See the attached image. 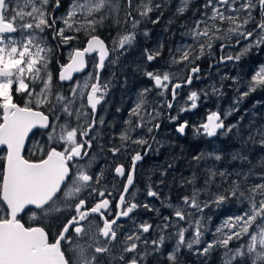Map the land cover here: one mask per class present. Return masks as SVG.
Listing matches in <instances>:
<instances>
[{
    "label": "snow or ice",
    "instance_id": "snow-or-ice-1",
    "mask_svg": "<svg viewBox=\"0 0 264 264\" xmlns=\"http://www.w3.org/2000/svg\"><path fill=\"white\" fill-rule=\"evenodd\" d=\"M191 4L192 0H180L177 14L188 11ZM64 7L63 0H0V146L6 148L0 183V264H142L149 251L160 252L169 238L159 235L150 242L153 247L141 255L139 233H149L154 226L145 222L139 225L136 234L123 231L121 219H132L131 214L141 206L129 189L134 184L136 162L143 156L134 150L132 167L127 174L123 165L115 167V174L126 176V183L118 197H114L101 183L103 172L91 171L94 157L89 153L95 139L91 135L97 125L95 114L109 88V82L102 79L106 61L115 63L108 60L110 52L126 50V45H131L136 37L134 31L118 33L108 46L96 33L106 21L119 25L121 11L123 23L130 22L132 29H136L142 19H151L150 14L161 5L157 0H70L64 15L58 17V10ZM201 9L200 18L193 21L186 33L192 43L175 50L181 53L178 59L170 50V63L188 62L189 74L184 78V84L188 85L200 71L199 66L192 65L216 42H221V52L241 45V41L247 42L235 55L222 56L221 62L225 59L239 61L254 47L264 46V0H203L196 11ZM151 22L157 23L158 18ZM250 24L254 26L248 27ZM80 34L84 36L83 45L70 47L68 62L60 64L54 76L50 64L56 49L79 42ZM52 40L57 41L55 47L50 46ZM145 52L148 62L161 56L159 49ZM93 54H98V59ZM89 68L90 71H85ZM74 73H83V80H74ZM144 75L159 90L157 96L170 93L171 100L166 107L172 109L179 95L177 90L183 87L182 83L174 82L178 79L177 72L145 70ZM66 81L72 82L67 86L70 95L60 90ZM258 88L264 89V65L254 71L242 96ZM152 90L145 88L137 97L126 121L129 127L120 135L121 146L109 148L113 156L129 143L140 145L144 154L151 150L143 133L135 137L132 133L145 129L151 134L160 127L154 122L159 115L157 109L147 110L148 94ZM15 95H20L22 102H17ZM188 99L190 107L197 108L199 96L195 91ZM77 101H86V104L82 102L77 106ZM85 107L90 112H85ZM98 122L104 123L102 118ZM186 127L187 122L181 123L176 131L184 134ZM34 129H42L39 134L46 137L36 145L39 154L36 161L23 155L29 134H37ZM221 129L224 132L220 134L232 131L225 128L219 114L212 113L196 132L216 137ZM259 136L260 146L264 148V129ZM249 140L256 142L252 136ZM243 158L246 157L238 153L233 156V159ZM215 159L219 161L222 157L216 154ZM217 174L225 176L223 172H213L212 176ZM251 174L250 169L248 175ZM261 180L264 181V176ZM209 182L206 180L205 184ZM200 191L202 189L194 188L191 196H183L182 205L169 204L175 219L162 216V222L155 225L161 231L176 229L170 234L175 237V247L167 255L170 264H178L182 248L193 250L194 245L202 243L205 246L198 250L200 254H207L216 246L223 247V264H264V182L249 185L232 181L223 192L213 193L212 204L216 206L233 198L246 204L241 214L216 229L214 242L202 241L203 225L188 211L195 209L202 213L210 207L207 200L199 199ZM147 196L159 198V193L149 187ZM109 197L116 200L115 207L120 211L113 209ZM143 207L152 210L148 204ZM21 213L40 223L25 226L18 218ZM181 221H186L187 226L181 225ZM190 230L192 238L186 239ZM233 241H236L235 246H230ZM143 243L148 245L149 241L144 239Z\"/></svg>",
    "mask_w": 264,
    "mask_h": 264
},
{
    "label": "rangeland",
    "instance_id": "rangeland-1",
    "mask_svg": "<svg viewBox=\"0 0 264 264\" xmlns=\"http://www.w3.org/2000/svg\"><path fill=\"white\" fill-rule=\"evenodd\" d=\"M160 3V9L153 11L151 15V19H142L139 16H136L137 19H142V22L136 27V29H132L131 23H123L124 13L121 11L120 20L121 23L119 25L112 23L111 21H106L105 25L108 27L107 30H103L104 26H100L98 30L105 32V36L107 37V45L111 46L113 38L117 37L118 33L128 34L132 31L135 32V40L131 45H126V50H120L118 52H110L109 60H114L115 63H108V73L105 74L103 79L109 82V95L106 96V100H109V105L106 104V109L109 113V118L114 120V123L117 124L120 129L113 132L114 141L120 140V135L129 127L126 121L129 120L130 110L135 107L137 102V97L140 95L141 91L145 88H152V92L148 94L149 104L147 105V110L151 111L152 107H155L159 112V115L156 117V120L160 116V108L162 110L166 108V102L170 100V95L165 93L164 96H157L156 92L159 91L154 88L153 82L150 81L145 75V70L147 71H171L177 72L178 79L184 83V78L189 74L186 69V65L188 62H183L179 64L170 63L171 55L176 56L178 59L181 55L180 52H176L175 50L179 48H183L184 45L191 44V38L186 35L188 29L193 26V21L200 18L201 11H196L197 8L203 3V0H192V4L189 6L188 11L183 14L188 15L187 21H182L180 16L181 14H177V7L180 4V0H157ZM64 9L58 10V17H62L64 15L65 9L67 8L70 0H63ZM171 7V11L168 9ZM135 14V13H134ZM179 16V17H177ZM157 23H152V19H157ZM111 25L110 27L108 25ZM62 26V25H61ZM251 24L248 26L250 27ZM112 27L113 34L110 35L109 29ZM147 33V35H145ZM49 39H51L49 37ZM84 36L80 34V41L71 42L70 46L61 45L56 49L55 56L53 57V62L50 64L58 65L57 61H59L61 48L64 49V54L69 56V50L71 46H78V44L83 43ZM221 42H216L213 45L211 50H206L204 56H202L199 60L195 61V65L199 66L202 70L200 75H195L193 78V83L190 87H184L185 91L182 89L178 90L179 98L176 100L175 104V113L174 116L177 117L176 120L177 126L181 123L187 122L188 128L185 130L184 137H180L178 133H175V141L176 145L182 144L185 140L187 142L189 139L192 141H200L203 142L204 139L201 137V134L196 132V129L205 122V117L212 113H218L221 115L225 128H231L232 131L239 133L240 131V123L243 119L244 114L248 112V110L242 109V93L247 90V83L251 80V76L254 71L261 65H264V46L254 47L251 51L247 53V55L243 56L239 61L233 60L231 63H228L224 66L219 67H210L213 63H218L219 56V44ZM247 43L246 41H241V45H236L233 47L226 48L223 53L225 56L227 55H235L243 44ZM57 41L52 40L51 45L55 47ZM159 49L161 51V56L157 57L156 60L152 62H148L146 60L147 53L145 50L149 52ZM263 50L262 52L260 50ZM171 50V55H170ZM211 52L209 55L208 52ZM261 52V53H260ZM262 56V57H261ZM260 59L255 60L254 59ZM179 70V71H178ZM171 87V85H169ZM259 88L256 90L258 91ZM264 90V89H263ZM195 91L199 100L197 101V108L192 109L190 107L191 101L188 99L191 92ZM255 91V92H256ZM255 92H250L253 94ZM249 94V95H250ZM206 96V97H205ZM161 99V100H160ZM160 101V103H159ZM207 105V110H204V105ZM253 105L257 106L264 105L263 101L257 99L253 101ZM129 106L127 109L126 107ZM187 108V111L182 109ZM188 115L191 116L188 119ZM162 116V112H161ZM261 120L264 119V114H262ZM135 120V117H132ZM155 120V121H156ZM175 120V121H176ZM104 121V120H103ZM191 121V123H190ZM100 130L104 126L100 124ZM264 127L261 122L256 121L253 124V135L260 132V130ZM247 130V129H246ZM189 131H191L189 133ZM231 131V132H232ZM147 131L144 129L140 131L139 129L136 132H133V135L138 136L141 133H146ZM155 131H153L154 133ZM188 132V133H187ZM224 132L222 130L220 133ZM227 134H218L216 138L211 140L210 144L214 147L213 151L209 153L215 160V155L218 151V139L225 138ZM101 135L104 136L105 132L102 130ZM111 135V133H110ZM144 135V134H143ZM134 136V137H135ZM180 138V139H179ZM46 139V138H45ZM42 142L44 140L40 139ZM122 142H120L119 146H121ZM207 144V142H205ZM260 144V143H259ZM138 146V144H136ZM181 154V151L179 152ZM178 153L172 156L171 161L178 160ZM174 165V176L172 178V186L167 190L166 187L160 189L162 194L158 202H149L143 199V203H139L141 206L138 207L134 212L132 219H128L126 223H124V232H131L136 234L139 231V225L141 223H149L154 227L150 229L149 233H139L142 237L139 242V249L141 250V255H143L144 250L151 249L153 246L151 245V241L158 238L159 235H164L169 237L165 240L163 247L160 252H152L149 251V254L144 258L142 264H170L167 259V255L173 251L175 247V237L170 236V234L176 231L175 228H169L164 231L155 227V225L160 224L162 216H169L171 219H175L173 211L169 204H177L180 203L182 205V197L185 195L191 196L193 192V188L182 192L183 184L189 180V176H184V174H180L176 170V165ZM207 171L209 173H225L224 177H221L219 174L213 176L211 178L212 183H214L213 187L207 185L205 188L206 192L199 193V199L201 201L207 200L210 204V207L205 208L202 213L197 212L195 209H188L189 212L193 213L194 220H200L203 225V242H214L216 239V229L221 228L225 222L231 218L236 216L237 214H241L242 210L246 207V204H243L237 201L235 198L229 199L226 202L222 203L219 206L212 204L213 193L223 192L226 188H228L230 182L238 181L247 183L249 185L253 183L264 182L261 180V177L264 176V167L262 172L257 175H248V172L242 174L240 172V178H230L229 174L223 168H216V166H208ZM236 174L237 173L236 171ZM247 175V180H244V177ZM184 180H186L184 182ZM170 182V179L169 181ZM181 182H184L181 184ZM221 183V184H219ZM170 185V183H169ZM144 204L150 205L152 210L146 209L143 207ZM187 220V217H186ZM181 225L187 226L186 221H181ZM226 232L227 229L225 228ZM193 232L190 230L189 233H186V239H191ZM147 239L149 241L148 245L143 243V240ZM236 241L230 242V246H235ZM205 246V243L201 245H194L193 250H189L186 247L182 248L185 252V256H193L196 258V264H203V262H208L215 260L217 256L220 259L221 264H223V257L225 249L220 246L214 247L207 254H200L198 251ZM201 259V260H200ZM185 262V260H182ZM178 264H191V263H178Z\"/></svg>",
    "mask_w": 264,
    "mask_h": 264
},
{
    "label": "flooded vegetation",
    "instance_id": "flooded-vegetation-1",
    "mask_svg": "<svg viewBox=\"0 0 264 264\" xmlns=\"http://www.w3.org/2000/svg\"><path fill=\"white\" fill-rule=\"evenodd\" d=\"M63 9L64 8H61L59 10H63ZM180 18L182 21H187L189 19L188 15L186 14H182ZM257 19H259L258 14H257ZM253 26L254 25H251L250 27H253ZM103 40L107 41V37L106 39H103ZM80 45H83V43ZM64 49L65 48L60 49L61 53H60V58H59V64L58 65L52 64L50 66V69L53 70L54 76L56 75L55 70L59 68L60 64H66L68 62L69 56H66L64 54L63 52ZM260 51L262 52L263 50L261 49ZM93 55L97 57L96 54H93ZM222 56H225L224 53L219 52L218 63H213L211 64L210 67L214 68V67L224 66L233 61V60L225 59L223 62H221L220 58ZM87 59L91 61V57H88ZM255 60H260V59L259 58L254 59L252 62H254ZM90 70L91 69L89 68V69H86L85 71H90ZM106 73H108V61L106 62V67L103 70L102 79ZM83 78H84L83 73H78L75 76H73L74 80H77V79L83 80ZM181 80H175L174 82L181 83L183 82ZM63 84L64 86L61 87L60 89L61 92H64L70 95V93L68 92L67 86L72 84V82L71 81L63 82ZM181 89L182 91L186 90L184 89V86ZM262 90L263 89H259L258 91L253 93V98L257 99L256 96ZM167 94L170 95V93H167ZM107 95H109V88H108L106 96ZM106 96L102 104L99 105L97 108V112L95 114L96 119H97V125H96L94 132L91 133V135L95 137V139L93 140L92 148L89 149L90 155L94 157V164H93L91 171L93 172L102 171L104 175H103V179L101 183L103 184L104 187L107 188L108 191H111L113 193L114 197H118V194L120 190L122 189V186L126 183V176L124 178L117 176L115 174L114 169L118 165H123L124 168L126 169V174H127V172L131 170V167H132V156L135 154V151H140L143 156V159L136 162L135 171L133 173L134 184L133 186L130 187L129 191L135 194V200L136 202H139L140 204L143 203L142 202L143 199L149 202H153V203L158 202L159 198L147 196V191L149 187H151L153 190L158 191L159 197H160L162 194H165L164 192L162 193L160 189H162L165 185H169V183L172 184L171 177L174 176L175 169L171 161V158L173 156L171 148H177L176 141L174 140L175 139L174 135L175 133H177L176 128H177L178 120L175 121V120L170 119L169 117L174 116V113H175L174 107H175L176 101L172 109H168L166 107L164 110H162V107L160 108V116L156 121H154L155 123H159L160 125L159 129L155 130V132L154 133L152 132L151 134H148L147 132L143 133L144 137L149 140V143L152 146L151 150L147 151V154H144V149L140 145L136 146V144L129 143L127 148H122L120 153L113 156L112 153L109 151V148L120 147L119 144L122 141L119 142V138L116 141H114L113 139V136H114L113 132L115 133L116 131H118L120 127L114 123V120L112 118H109V113H107V111H104L106 109V104L109 105V100L105 101ZM170 98H171V95H170ZM177 98H179V95L177 96ZM15 100L17 102H22V97L20 95H15ZM82 102L86 104V101H77V106H79V104ZM167 103L168 101L166 102V105ZM128 107L129 106H127L126 109ZM41 110L43 111L44 109H41ZM84 111L90 112V109L85 107ZM161 112H162V116H161ZM206 117H205V120H206ZM101 118L104 120V126L101 128V131H99L101 126L98 121ZM221 120L223 121L222 117H221ZM73 123H75V121H73ZM102 130L105 132L104 136L101 135ZM139 130L142 131L144 129H139ZM33 131L36 132L37 134L34 136L32 134L29 135V139L26 141V144H25L23 155L25 156L26 159L36 161L39 159V154L36 152V145L38 143H42L40 139L45 140L46 137H42L39 134L40 132L43 131L42 129H34ZM132 136L134 137L135 135H133L132 133ZM203 136L207 137L206 135H203ZM214 138L216 137H211L208 139L213 140ZM168 145H171V148H168ZM173 151H175V149ZM5 155H6V148L2 147V149L0 150V183H2V173H3L4 165H5V160L3 159V157ZM167 163H169L170 165H167ZM169 179H170V182H168ZM106 196H107V192H106ZM109 199L111 201V206L113 207V209L115 211H120V209L115 207L116 200H114L112 197H109ZM134 214L135 212L132 213L131 216L133 217ZM18 218L21 220L22 223L25 224V226H30V225L35 226L40 223L39 221H31L29 219V216L25 213H21ZM53 219H55V217H53ZM129 220L128 218H122L121 223L124 224Z\"/></svg>",
    "mask_w": 264,
    "mask_h": 264
},
{
    "label": "trees",
    "instance_id": "trees-1",
    "mask_svg": "<svg viewBox=\"0 0 264 264\" xmlns=\"http://www.w3.org/2000/svg\"><path fill=\"white\" fill-rule=\"evenodd\" d=\"M168 11H171V7L168 9ZM107 28L108 27L105 25L103 30H107ZM113 31L114 30H112L111 27L109 29V33H111L110 35L113 34ZM96 34L99 35L102 39H106V37H108L105 36V32H102L101 30H98ZM256 97L264 103V90L259 92ZM257 99L253 98V94H250L243 98L242 109L248 110L249 113L246 112L244 114L243 119L240 123L239 133L233 130L225 138L218 139L217 154L222 157L221 160H214V158L209 154L214 150V147L210 144L211 140L203 136L202 134L201 137L204 139L203 142L192 141L190 139L185 142L186 139H184V142L178 145L177 148H171V145H168V148L172 149V155H175V153L179 154V152L181 151V154H179L178 156V160L174 162L172 161L173 164L175 163L176 170L179 172V175L184 174V176H189V180H184V182L186 181L185 183L181 182V184L184 183L182 186V192L188 194L187 190L195 188L202 189V191L200 192L205 193V188H207V185L205 184L206 180L210 181L208 184L212 188L214 183H212L211 178L213 176L207 171L208 166H216V168H223L226 173L229 174V177L232 179L240 178L242 174L246 172L249 173L250 169L252 170V173L254 175H257L262 172V162H264V148H262L259 144V133L258 135H253V124L256 121H259L261 122L262 126L264 125V119L261 120V117H263L262 114H264V105H253V101H256ZM204 106V110H207V105L205 104ZM190 117L191 116L188 115V119ZM262 129H264V127ZM190 132L191 131H189V133ZM249 136L254 137L256 142L253 143L252 141H250ZM205 142H207V144H205ZM174 149L175 151H173ZM237 153L241 157L246 158L233 159V156ZM197 156L200 157L199 160L195 159V157ZM167 165L170 164L167 163ZM236 171L237 173H239V176L236 174ZM240 172L242 174H240ZM193 180L194 183H189V181ZM172 185L173 184L165 185L164 187H166V189L168 190L169 187ZM183 256H185V252L181 249V251L178 253V263L182 262L196 264V258H194L193 256L188 255L182 258ZM182 260H185V262H183ZM203 264H221V262L219 257L217 256L215 260L203 262Z\"/></svg>",
    "mask_w": 264,
    "mask_h": 264
},
{
    "label": "water",
    "instance_id": "water-1",
    "mask_svg": "<svg viewBox=\"0 0 264 264\" xmlns=\"http://www.w3.org/2000/svg\"><path fill=\"white\" fill-rule=\"evenodd\" d=\"M105 41V40H104ZM105 43H106V41H105ZM106 45H107V43H106ZM97 55V59H98V54H96ZM109 58V57H108ZM107 62V61H106ZM200 68V67H199ZM201 72H202V70L200 69V71L198 72V73H196L195 75H200L201 74ZM76 74H78V73H74L73 74V76H75ZM66 82H68V81H66ZM192 83H193V81H192ZM191 83V84H192ZM183 84V86L184 87H189V86H191V84L190 85H188V84H184V83H182ZM176 99H177V97H176ZM170 100H171V98H170ZM176 101V100H175ZM175 101H173V104L175 103ZM218 114V113H217ZM210 115V114H209ZM220 115V114H219ZM208 117V116H207ZM207 117H206V120H205V122L204 123H206L207 122ZM220 118H221V116H220ZM188 127H186V129H187ZM185 129V130H186ZM223 129H221V130H218V132H220V131H222ZM178 133V135L180 136V137H184V135H185V133L184 134H180L179 132H177ZM31 134V133H30ZM29 134V135H30ZM208 138H211V137H208ZM27 141V140H26ZM25 144H26V142H25ZM2 147H4V146H0V150L2 149ZM5 148V147H4Z\"/></svg>",
    "mask_w": 264,
    "mask_h": 264
}]
</instances>
